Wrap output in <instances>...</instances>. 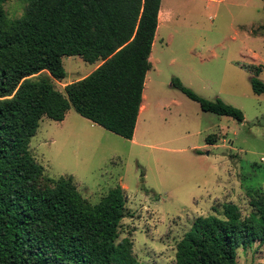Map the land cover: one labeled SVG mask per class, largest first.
Instances as JSON below:
<instances>
[{
  "label": "trees",
  "instance_id": "trees-1",
  "mask_svg": "<svg viewBox=\"0 0 264 264\" xmlns=\"http://www.w3.org/2000/svg\"><path fill=\"white\" fill-rule=\"evenodd\" d=\"M7 1L0 0V264H144L131 239H119L123 188L92 204L72 176H45L29 142L43 116L62 121L70 107L132 139L161 0H27L16 18L8 16ZM66 56L99 64L62 92L54 82L66 76ZM259 72L250 77L256 94L264 92ZM171 85L203 111L244 118L239 108L200 97L178 78ZM250 204L247 215L229 203L220 215L197 216L177 241L173 264H237L239 247L264 244V190Z\"/></svg>",
  "mask_w": 264,
  "mask_h": 264
},
{
  "label": "rangeland",
  "instance_id": "rangeland-1",
  "mask_svg": "<svg viewBox=\"0 0 264 264\" xmlns=\"http://www.w3.org/2000/svg\"><path fill=\"white\" fill-rule=\"evenodd\" d=\"M26 4L9 0L4 8L16 18ZM160 22L145 76V109L132 139L70 107L62 121L43 116L29 142L45 176H72L92 204L123 188L119 239H131L144 264H173L176 243L197 216L220 215L229 203L247 215L251 197L264 190V92L254 93L250 82L259 67L264 83L263 0L191 3ZM62 63L66 76L54 82L62 92L63 83L99 64L79 56ZM173 78L200 97L239 108L243 120L201 110L171 85ZM213 135L216 142L209 144ZM237 264H264V244L239 247Z\"/></svg>",
  "mask_w": 264,
  "mask_h": 264
},
{
  "label": "crops",
  "instance_id": "crops-1",
  "mask_svg": "<svg viewBox=\"0 0 264 264\" xmlns=\"http://www.w3.org/2000/svg\"><path fill=\"white\" fill-rule=\"evenodd\" d=\"M203 1L214 2V1H220V0H161L159 13H158V26H157V29H156L153 45H154L155 39L157 37V32L161 28V22H160L161 19H162V21H164L166 23L170 22L172 20V18L176 15L177 8L179 6H184V5H187V4L198 3V2H203ZM163 13L164 14L166 13V14L162 17ZM153 45H152V47H153ZM150 59H151V56H149V60ZM65 84H67V83H63L61 86L64 87ZM141 106H142V104H141ZM140 109H141V107H140ZM140 112H141V110H139V114H140ZM139 114H138V117H137L136 124H137L138 119H139ZM135 127H136V125H135ZM134 134H135V130H134ZM134 134H133V136H134Z\"/></svg>",
  "mask_w": 264,
  "mask_h": 264
},
{
  "label": "bare ground",
  "instance_id": "bare-ground-1",
  "mask_svg": "<svg viewBox=\"0 0 264 264\" xmlns=\"http://www.w3.org/2000/svg\"><path fill=\"white\" fill-rule=\"evenodd\" d=\"M145 109V105L142 103V106H141V112Z\"/></svg>",
  "mask_w": 264,
  "mask_h": 264
}]
</instances>
